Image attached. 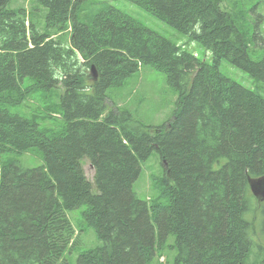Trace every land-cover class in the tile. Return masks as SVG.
<instances>
[{"label":"trees","instance_id":"trees-1","mask_svg":"<svg viewBox=\"0 0 264 264\" xmlns=\"http://www.w3.org/2000/svg\"><path fill=\"white\" fill-rule=\"evenodd\" d=\"M14 1L0 0V153L36 149L43 164L0 162V264H67L81 232L67 212L82 205L81 227L100 244L76 264H154L165 248L173 264H264V201L249 188L264 178V99L219 71L226 61L264 83V52L252 57L225 0H127L201 45L211 64L109 1ZM142 68L177 93L157 126L108 107L109 91ZM40 91L42 109L10 110ZM51 119L58 130H41ZM153 152L165 171L148 203L132 187Z\"/></svg>","mask_w":264,"mask_h":264},{"label":"rangeland","instance_id":"rangeland-1","mask_svg":"<svg viewBox=\"0 0 264 264\" xmlns=\"http://www.w3.org/2000/svg\"><path fill=\"white\" fill-rule=\"evenodd\" d=\"M101 1H109L115 7L129 13L142 25L157 32L159 35L180 46L182 49L196 54L202 61H206L209 64L212 63L211 54L201 45L191 42L187 36L178 32L164 21L152 16L147 11L131 4L127 0ZM257 2L258 0H225L220 5L222 10L232 14L240 33L244 35L249 46L255 50V52L252 53L254 59L262 56L264 52V45H262L264 44V17L260 7L258 5L256 6ZM14 6H22L25 9L29 8L27 0H15L10 8ZM97 6L98 5H93L89 9H96ZM219 71L224 76L257 93L264 99V83L261 81L252 78L247 73L226 61H221ZM54 92H56V90H54ZM57 92H62V89L59 87ZM43 93L44 92L41 91L36 93L34 97L26 100L23 105L10 107V110L23 117L30 116L34 107L39 109L43 108L41 103L42 99L40 98V95ZM108 95L110 97L108 101L109 108L112 103L117 106H122L132 114L135 120L150 126H157L166 122L171 117L177 100V93L173 87L166 83L165 75L149 68L140 69L127 80L123 88L119 90H110ZM48 96H50L51 101L58 102V98L56 100L55 97L56 95L47 94V97ZM25 106H27V108ZM61 124L62 122L60 120L51 119L45 123H41L40 128L43 131L47 129L56 131ZM49 133L48 131L47 134ZM9 160L15 161L26 168H36L43 164L41 152L36 149L25 153H0V162ZM81 164L87 180L92 183V192L96 194L97 191L93 183V169L87 159H83ZM140 166L141 173L133 183L132 188L140 199L151 203L150 200L153 201L158 195V187L162 183L165 169L156 152H153L147 161L141 162ZM160 202H162V200H160ZM86 209L87 206L82 205L75 210L67 212V217L73 227L77 230H81L76 236V244L65 253L64 258L67 264H76V259L80 253L100 244L93 229L81 227L83 222L82 213L86 211ZM151 222L155 225L152 220ZM252 239L260 246L258 233L254 235ZM172 242L173 237L169 238L168 244ZM256 251L255 249L254 252ZM158 255L156 258L157 262L154 264H173L172 259L174 251L165 248L161 252H158ZM250 259H253V257Z\"/></svg>","mask_w":264,"mask_h":264},{"label":"water","instance_id":"water-1","mask_svg":"<svg viewBox=\"0 0 264 264\" xmlns=\"http://www.w3.org/2000/svg\"><path fill=\"white\" fill-rule=\"evenodd\" d=\"M91 73L93 77H96L95 71L92 68ZM249 188L253 197L260 201H264V178L249 180Z\"/></svg>","mask_w":264,"mask_h":264},{"label":"bare ground","instance_id":"bare-ground-1","mask_svg":"<svg viewBox=\"0 0 264 264\" xmlns=\"http://www.w3.org/2000/svg\"><path fill=\"white\" fill-rule=\"evenodd\" d=\"M262 45H264V44H262ZM264 48V47H263ZM141 163V162H140ZM142 166V165H141ZM173 245V244H172Z\"/></svg>","mask_w":264,"mask_h":264}]
</instances>
